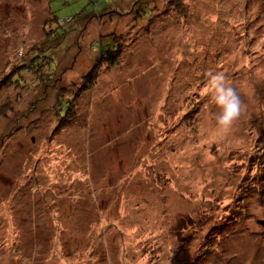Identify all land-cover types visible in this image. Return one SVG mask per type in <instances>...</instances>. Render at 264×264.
<instances>
[{
    "label": "rangeland",
    "instance_id": "obj_1",
    "mask_svg": "<svg viewBox=\"0 0 264 264\" xmlns=\"http://www.w3.org/2000/svg\"><path fill=\"white\" fill-rule=\"evenodd\" d=\"M47 6L0 0V78L44 36ZM50 7L71 21L50 53L55 71H22V87L0 90V109L11 107L0 117V264H264V0ZM111 33L117 63L101 67L54 134L56 98H71ZM209 73L224 74L243 103L227 129ZM43 77L59 81L51 89ZM50 186L66 193L42 194ZM91 243L92 262L79 263Z\"/></svg>",
    "mask_w": 264,
    "mask_h": 264
},
{
    "label": "trees",
    "instance_id": "obj_2",
    "mask_svg": "<svg viewBox=\"0 0 264 264\" xmlns=\"http://www.w3.org/2000/svg\"><path fill=\"white\" fill-rule=\"evenodd\" d=\"M50 3H51V0H47V4H48L47 9H48L49 14L51 15L47 21V23H48L47 26L49 29L47 31H44V28L46 29L47 26L43 27L44 36L42 37V39H40V41L38 40L37 42H35L31 46H29L24 51L23 58L20 59V62H18L17 65H14L12 68L9 67L8 69H10V68L11 69L7 73H5L3 75V77L1 76V78H0V90L4 87L6 89H9V87H11V86H12V88H16L19 84H20V87H22L21 81H18V77H20L18 75L22 71L33 72L34 74H37V72H39V74H40L41 70H43V69H48V71L50 70L51 72L55 71L54 69H52V67H53L52 65L54 64V59L50 55V53L54 52L55 46L59 45L60 42L63 40V38L68 33V31L65 29V26H66V24H69L71 21L69 20V18L68 19L58 18L54 14V12L51 10ZM145 6H146L145 4L136 6V7H138L137 11L135 12L136 19L142 20L145 13H143V12L139 13L138 11L140 9L143 10V8ZM108 12L112 13L113 11H108ZM137 12H138V14H137ZM128 24H129V22H128ZM127 29H128V25H127ZM129 30H131V28H129L127 31H129ZM119 43H120V41H117V38L113 33H111L107 36H99L98 43H95V45H96L95 46L96 47V56L92 60L93 61L92 67L90 68V70L88 71L87 74L82 76L80 85H73L74 84L73 82H72V84L70 83L71 84L70 86L73 85L71 87V98H69L68 100H64V99L61 100L60 97L56 98L59 101L58 105L55 108V117H56V121L58 120V122L56 123L57 125L54 129V134L57 135V133H59L61 131V129L65 125H67L72 118L73 119L76 118V115L72 116V113L74 111V107L76 106V102L80 99V97L83 94H85L88 90L93 88V85H94L95 81L98 79L99 73L103 68L102 66L105 65V66L111 68L113 65H115L117 63L119 53H121V51H122ZM52 62H53V64H52ZM63 70H66V68L64 67ZM49 79L52 80L51 77H49V78L43 77V81H44L43 85L47 86L48 88H51V89L55 88V85L59 81V77H57L56 80L55 81L53 80L52 82ZM50 83H52V84H50ZM60 96H63V94H60ZM9 109H11V107L9 105L7 106L6 109L5 108H2V110L0 109V117L7 116V111ZM258 152L259 151H257V153ZM262 154L264 155V150H262ZM52 188L53 187H51V186L48 187V189L45 190L44 193H42V194L52 193L54 196H56V195L62 196L64 193H66V190H62L60 187L58 188V190L55 189L54 190L55 193H54L53 191H50ZM232 200L233 199H231L230 201L232 202ZM50 201H51L50 203L46 204L45 203L46 200L45 201L42 200V202L45 203V206L47 209L46 212H48V216L50 217V222H51L52 227H53L52 230L54 232L52 230H51V232H53L52 233L53 235L56 234L58 237V235L61 234V232L63 231V228L60 226L61 223L59 222V215H58V221H57L55 219L56 215L54 214V211L52 210L54 207H57V205L54 202L55 199L50 198ZM229 202L226 205H229L231 203V202L230 203ZM57 208H59V207H57ZM32 212H33V210H32ZM38 214H40V213H38ZM38 216L33 217V219H34L33 223L40 226L41 221L44 219L43 217L46 215L41 216V214H40ZM187 221L190 224L189 227H191V228H193L196 225V223L194 224L193 218L190 220L188 219ZM56 222H58L59 224H56ZM35 230H36V228H35ZM50 236L51 235L47 236L48 239L50 238ZM32 239H36V241H37V237H35V236ZM52 240H53V238H52ZM57 241L58 240L56 238V241H54V242L56 243ZM91 241H93V240H91ZM87 249H86V252H87ZM92 258H93V243H91L90 250L85 254V257L78 260V262L79 263H81V262L83 263V262H87V261L92 262L91 261Z\"/></svg>",
    "mask_w": 264,
    "mask_h": 264
},
{
    "label": "clouds",
    "instance_id": "obj_3",
    "mask_svg": "<svg viewBox=\"0 0 264 264\" xmlns=\"http://www.w3.org/2000/svg\"><path fill=\"white\" fill-rule=\"evenodd\" d=\"M208 89L211 92V103L217 110L216 124L225 129L229 128L242 113L241 97L222 73H209Z\"/></svg>",
    "mask_w": 264,
    "mask_h": 264
},
{
    "label": "water",
    "instance_id": "obj_4",
    "mask_svg": "<svg viewBox=\"0 0 264 264\" xmlns=\"http://www.w3.org/2000/svg\"><path fill=\"white\" fill-rule=\"evenodd\" d=\"M259 223L262 225V227L264 228V222L263 221H259Z\"/></svg>",
    "mask_w": 264,
    "mask_h": 264
}]
</instances>
